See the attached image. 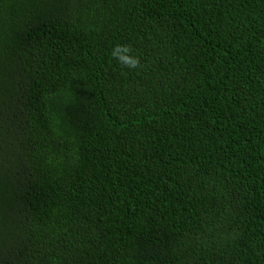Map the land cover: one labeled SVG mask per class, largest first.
<instances>
[{
    "label": "trees",
    "instance_id": "16d2710c",
    "mask_svg": "<svg viewBox=\"0 0 264 264\" xmlns=\"http://www.w3.org/2000/svg\"><path fill=\"white\" fill-rule=\"evenodd\" d=\"M0 264H264V0H0Z\"/></svg>",
    "mask_w": 264,
    "mask_h": 264
},
{
    "label": "clouds",
    "instance_id": "9594fccd",
    "mask_svg": "<svg viewBox=\"0 0 264 264\" xmlns=\"http://www.w3.org/2000/svg\"><path fill=\"white\" fill-rule=\"evenodd\" d=\"M116 62L126 69L133 70L141 66L140 57L133 54V48L128 44H116L111 51Z\"/></svg>",
    "mask_w": 264,
    "mask_h": 264
}]
</instances>
